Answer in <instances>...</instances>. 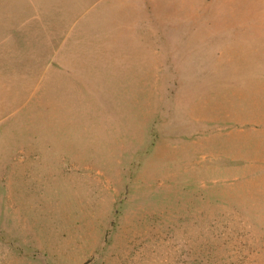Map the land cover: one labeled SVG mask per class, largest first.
<instances>
[{
    "label": "rangeland",
    "instance_id": "374dc122",
    "mask_svg": "<svg viewBox=\"0 0 264 264\" xmlns=\"http://www.w3.org/2000/svg\"><path fill=\"white\" fill-rule=\"evenodd\" d=\"M32 18L33 60L0 47V264H264V0H0Z\"/></svg>",
    "mask_w": 264,
    "mask_h": 264
},
{
    "label": "crops",
    "instance_id": "0c3cea01",
    "mask_svg": "<svg viewBox=\"0 0 264 264\" xmlns=\"http://www.w3.org/2000/svg\"><path fill=\"white\" fill-rule=\"evenodd\" d=\"M33 18L24 21L25 23H22L20 25L16 24L14 21H12L13 23L8 25L6 23V21H0L3 23H0V35L1 38L5 36V39L0 38V47L3 48L4 53L6 52H11L12 50L16 51L18 49L19 46V37L24 38L26 41L28 39V43H25L24 47L25 50L27 52H29V55L31 60H33L34 56L33 55V35L37 38L38 36V32L36 29H34V31L32 30V28H30L33 25ZM38 39V38H37ZM68 40V39H67ZM22 48H23V44H22ZM63 50H58L55 51L53 54H51L52 57V61L51 64L47 66L46 72H47V79L48 82L50 84L55 83L56 81H59L62 79V74H70L67 73L69 72L68 70H64L65 67H67V63L69 62L68 59L71 58H75L76 56V52H73L71 50V52L69 51V47L67 46V44L64 45ZM35 54V53H34ZM14 56V55H13ZM17 56V55H16ZM58 57L59 58V62L56 65L54 62V59ZM33 67V66H31ZM37 68V67H36ZM33 68L30 70L31 73L27 74L29 75L27 78H30V82H33V80L35 79V81L37 80V77H33V74H37V69ZM28 71V70H27ZM29 72V71H28Z\"/></svg>",
    "mask_w": 264,
    "mask_h": 264
}]
</instances>
